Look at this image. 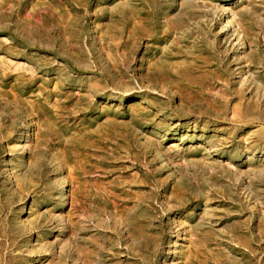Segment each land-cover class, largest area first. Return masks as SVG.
I'll use <instances>...</instances> for the list:
<instances>
[{
	"label": "rangeland",
	"instance_id": "rangeland-1",
	"mask_svg": "<svg viewBox=\"0 0 264 264\" xmlns=\"http://www.w3.org/2000/svg\"><path fill=\"white\" fill-rule=\"evenodd\" d=\"M0 264H264V0H0Z\"/></svg>",
	"mask_w": 264,
	"mask_h": 264
},
{
	"label": "bare ground",
	"instance_id": "bare-ground-1",
	"mask_svg": "<svg viewBox=\"0 0 264 264\" xmlns=\"http://www.w3.org/2000/svg\"><path fill=\"white\" fill-rule=\"evenodd\" d=\"M222 10H223V13H225L226 9L224 7L222 8ZM122 12H123V21H124L125 29L128 30L130 27H132L134 25V28H136L138 30L140 27H139L138 23H136V19L137 18H136L135 13L131 10V8H129V6L128 7H124V10ZM228 17H229L228 18V23H227L226 27L230 26V24H233V17L231 15L228 16ZM238 35L240 36L239 33H238ZM168 66L169 65H167V64H162V65H160V67L156 68V70H157V72H163V71H166V68H168ZM182 74H183V72H182Z\"/></svg>",
	"mask_w": 264,
	"mask_h": 264
}]
</instances>
